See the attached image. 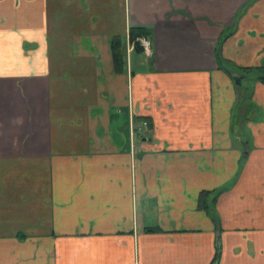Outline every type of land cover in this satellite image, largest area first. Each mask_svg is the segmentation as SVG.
Segmentation results:
<instances>
[{"label": "crops", "instance_id": "obj_1", "mask_svg": "<svg viewBox=\"0 0 264 264\" xmlns=\"http://www.w3.org/2000/svg\"><path fill=\"white\" fill-rule=\"evenodd\" d=\"M255 67L264 0H0V264H264Z\"/></svg>", "mask_w": 264, "mask_h": 264}, {"label": "trees", "instance_id": "obj_2", "mask_svg": "<svg viewBox=\"0 0 264 264\" xmlns=\"http://www.w3.org/2000/svg\"><path fill=\"white\" fill-rule=\"evenodd\" d=\"M143 36H147V31L143 30V29H130L129 31V41L132 42L134 44V49L138 50L140 49L139 47V43L137 42V38L139 37H143ZM110 46H111V50H112V56H113V60L116 66H118V68L122 65V63L124 61H126V55L124 54V52L120 49L121 48V42L119 38H113L110 42ZM222 67L224 69H227L228 66L225 64H222ZM244 74H256V78L262 82H264V70L261 67H255V68H250V69H244ZM239 88V87H238ZM247 102H250V98L246 99ZM207 195V193L201 192L200 196H199V207L200 208H204L206 210H210V205H208L205 199V196ZM212 217L213 219L217 222L218 219L215 216L214 212H212ZM220 256V250L217 246L216 249V254L214 257V264L218 263V259Z\"/></svg>", "mask_w": 264, "mask_h": 264}, {"label": "built area", "instance_id": "obj_3", "mask_svg": "<svg viewBox=\"0 0 264 264\" xmlns=\"http://www.w3.org/2000/svg\"><path fill=\"white\" fill-rule=\"evenodd\" d=\"M137 42L139 43V47L141 48L142 52L146 56L150 57L152 51H151L149 39L146 36H143V37L137 38ZM131 47H133V44H131ZM131 119H130L131 135L135 134L136 129H138V130L141 129V132H143V130L147 127V121L146 120L142 121L139 125H136L133 117Z\"/></svg>", "mask_w": 264, "mask_h": 264}, {"label": "water", "instance_id": "obj_4", "mask_svg": "<svg viewBox=\"0 0 264 264\" xmlns=\"http://www.w3.org/2000/svg\"><path fill=\"white\" fill-rule=\"evenodd\" d=\"M234 82H235V84H240V77L235 76Z\"/></svg>", "mask_w": 264, "mask_h": 264}, {"label": "rangeland", "instance_id": "obj_5", "mask_svg": "<svg viewBox=\"0 0 264 264\" xmlns=\"http://www.w3.org/2000/svg\"><path fill=\"white\" fill-rule=\"evenodd\" d=\"M129 57H130V55H129ZM135 57H136V55H132V62H134V59H135ZM237 120V119H236ZM235 120V123H237V121Z\"/></svg>", "mask_w": 264, "mask_h": 264}]
</instances>
